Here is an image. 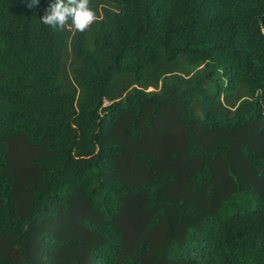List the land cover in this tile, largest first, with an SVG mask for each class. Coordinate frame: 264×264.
<instances>
[{
  "label": "trees",
  "instance_id": "obj_1",
  "mask_svg": "<svg viewBox=\"0 0 264 264\" xmlns=\"http://www.w3.org/2000/svg\"><path fill=\"white\" fill-rule=\"evenodd\" d=\"M28 2L0 0V264H264V0H94L83 33Z\"/></svg>",
  "mask_w": 264,
  "mask_h": 264
},
{
  "label": "clouds",
  "instance_id": "obj_2",
  "mask_svg": "<svg viewBox=\"0 0 264 264\" xmlns=\"http://www.w3.org/2000/svg\"><path fill=\"white\" fill-rule=\"evenodd\" d=\"M39 0H29L28 8H34ZM97 16L91 7V0H49L40 21L54 32L63 31L66 26L81 33L87 31Z\"/></svg>",
  "mask_w": 264,
  "mask_h": 264
},
{
  "label": "rangeland",
  "instance_id": "obj_3",
  "mask_svg": "<svg viewBox=\"0 0 264 264\" xmlns=\"http://www.w3.org/2000/svg\"><path fill=\"white\" fill-rule=\"evenodd\" d=\"M91 1H94V0H91ZM92 3V2H91ZM92 8H93V6H92ZM94 9V8H93ZM148 91H150V89H148ZM104 104H106V103H104Z\"/></svg>",
  "mask_w": 264,
  "mask_h": 264
},
{
  "label": "built area",
  "instance_id": "obj_4",
  "mask_svg": "<svg viewBox=\"0 0 264 264\" xmlns=\"http://www.w3.org/2000/svg\"><path fill=\"white\" fill-rule=\"evenodd\" d=\"M103 103H106V102H103Z\"/></svg>",
  "mask_w": 264,
  "mask_h": 264
}]
</instances>
